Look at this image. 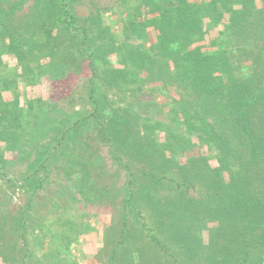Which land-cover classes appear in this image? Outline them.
<instances>
[{"label": "trees", "instance_id": "obj_1", "mask_svg": "<svg viewBox=\"0 0 264 264\" xmlns=\"http://www.w3.org/2000/svg\"><path fill=\"white\" fill-rule=\"evenodd\" d=\"M24 3L0 0V169L17 151L33 157L22 182L34 192L44 182L36 176L47 179L55 165L74 172L84 193L90 160L80 157L81 135L96 129L95 139L129 170L127 206L151 208L155 227L189 258L264 264V0H123L115 21L122 39L110 25L94 34L100 15L78 0H52L51 15L16 23ZM60 32L75 50L62 46ZM79 75L88 77L90 112L76 117ZM44 77L68 89L67 103L48 95L51 121L18 92L19 82L34 87ZM90 138L83 144L96 157ZM72 156L68 169L61 162ZM139 175L147 183L136 188ZM160 187L173 194L158 195ZM191 189L197 197L187 195ZM7 214L0 210V264L35 259L17 238L26 236L24 216ZM122 234L125 245L126 222ZM134 248L144 250L131 243L124 256Z\"/></svg>", "mask_w": 264, "mask_h": 264}, {"label": "rangeland", "instance_id": "obj_2", "mask_svg": "<svg viewBox=\"0 0 264 264\" xmlns=\"http://www.w3.org/2000/svg\"><path fill=\"white\" fill-rule=\"evenodd\" d=\"M78 1L80 9L84 12L100 15L99 20L94 23V34L101 35L102 31L110 25L111 32L122 39L121 25L115 21L118 19L117 12L124 8L123 0ZM24 2L17 14L16 23L40 20L37 15L44 17L51 15L48 6L52 5V0H24ZM124 4H131V2ZM106 7L110 8L107 12H105ZM55 17L56 15H53L51 19ZM59 34L57 39L62 46H67L69 50L76 49L68 36L63 32ZM78 65L79 58L73 59L71 69L68 70L78 69ZM73 78L77 83L74 89L77 97L75 98L77 112L74 115L81 117L90 112L87 107L85 88L88 77L79 75ZM61 86L59 82L51 84V81L44 77L43 81L34 87H28L19 82L18 92L22 97L29 94L37 108L39 105L43 106L44 116L51 121L55 113L47 97L51 94L53 99L57 100L59 96V99L62 97L60 99L62 104L63 101L67 103V99L62 95L68 89ZM14 91L16 92V88ZM117 91V89L110 91V96L118 98L120 94ZM87 133L93 137L90 138L89 143L95 148L96 157H90L91 146L83 144ZM95 133L96 129L91 128L81 133L82 154L80 157L90 160V167L87 168L89 174L85 176L89 189L84 188L83 190L86 191L84 193L74 172L67 174L55 165L52 166L53 172L47 179L43 177V174L36 176L38 182L42 179L44 182L42 188L34 192L32 183L22 182V179L30 173L28 167L33 157L21 158L17 151L7 153L10 161L0 169V210L12 217L16 214L24 216L26 236L17 238L20 245L25 248L29 245L28 248L35 258L23 260L18 254L19 261L15 264H206L204 259L197 261L189 258L179 240L166 238L167 233L163 231L161 225L155 227L156 217L150 214L151 208L139 203L142 209L140 213L127 206L125 196L129 193V170L120 164L121 161L119 163L112 157L106 143L102 145L100 140L95 139ZM2 145L5 146L3 142ZM75 157L66 158L61 164H67L68 169H71ZM139 176L136 180V188H139L138 184L141 182L147 183L145 177ZM169 189L155 188L156 193L161 196L173 194V190ZM187 195L197 197L198 191L191 189ZM28 205H31L29 209ZM124 222H126L127 231L131 233L125 238L126 240L123 238L125 245L119 242L123 236ZM139 231L142 237L139 236ZM154 235L164 242L166 249H160L155 244L152 237ZM12 236L14 238L13 232L7 238L10 243H12L10 239ZM203 236L205 242H208L207 232H204ZM131 243L142 245L144 250L132 249L130 254L133 255L129 258L124 256V253H126L127 245ZM136 255L146 256V258H139Z\"/></svg>", "mask_w": 264, "mask_h": 264}]
</instances>
